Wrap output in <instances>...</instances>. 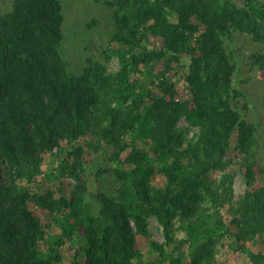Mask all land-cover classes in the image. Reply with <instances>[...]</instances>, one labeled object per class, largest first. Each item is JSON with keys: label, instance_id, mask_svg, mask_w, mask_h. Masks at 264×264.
<instances>
[{"label": "trees", "instance_id": "trees-1", "mask_svg": "<svg viewBox=\"0 0 264 264\" xmlns=\"http://www.w3.org/2000/svg\"><path fill=\"white\" fill-rule=\"evenodd\" d=\"M90 1L111 11L105 60L116 58V73L105 74L100 64L80 76L68 72L60 0H14L0 17V264H62L65 243L75 249L68 264H159L142 258L135 235H146L155 217L169 249L179 215L193 217L181 227L200 258L195 264L225 235L251 264H264V254L246 250L239 227L230 233L192 202L197 186L211 189L202 177L227 166L235 136L247 188L240 215L262 238L264 186L253 189L249 161L254 131L232 108L234 68L224 43L234 33L264 31V1L244 0L243 8L234 0ZM149 38L161 47H146ZM175 65L184 70V100L169 75ZM181 119L198 128L191 140L176 130ZM88 134L111 149L114 163L93 178L109 171L118 185L116 196H95L98 212L85 195L94 160L79 140ZM49 157L56 166L43 168ZM156 176L161 188L151 185ZM30 203L49 212L58 233L46 234Z\"/></svg>", "mask_w": 264, "mask_h": 264}, {"label": "rangeland", "instance_id": "rangeland-1", "mask_svg": "<svg viewBox=\"0 0 264 264\" xmlns=\"http://www.w3.org/2000/svg\"><path fill=\"white\" fill-rule=\"evenodd\" d=\"M13 1L0 0V17L10 12ZM233 3L238 8H243L244 0H234ZM60 4L64 33L61 52L68 62V72L71 75L80 76L83 70L94 64H100L105 74L116 73L119 69L116 58L111 57L107 62L105 60L109 38L113 31L110 9L104 4H94L90 0H60ZM161 44L153 38L145 42L148 48L157 45L159 48ZM224 44L234 68L231 105L240 119L254 131L255 144L249 161L254 173L253 189L261 188L264 186V31L256 29L251 34L234 33L226 38ZM181 68L180 65H175L174 70L169 73L176 86L178 100L187 98V91L182 80L184 70ZM161 70V65H158L156 72ZM176 130L181 131L185 141L191 140L198 133V128L188 125L184 119L178 122ZM79 141L85 146L86 153L94 160L93 166L87 167L90 175L87 174L85 178L87 182L85 195L87 201L98 212L100 204L95 196L99 193L116 196L118 189L109 171L101 175L99 180L93 178L97 175L98 169L114 166V163L109 160L111 149L102 142L94 141L91 134ZM90 142L94 143L92 148L87 147ZM139 146L143 145L139 144ZM234 146L235 136L232 139V149L223 158L227 166L222 170L210 171L202 177L201 180H204L211 189L197 186L192 192V202L197 210L214 212L216 220L225 223L230 233L236 232V228L239 227L240 234L248 240L244 246L248 252L264 254V233L261 238V230L257 227H253L254 230H252L250 222L247 223L240 215V204L247 190L244 179L245 164L243 157L235 151ZM129 152L130 149L122 154L119 166L124 164ZM54 160L47 158L43 168L50 169L56 166ZM35 185H29L32 187V192H35L34 188L41 190L38 188L40 185ZM151 185L153 188H161L164 182L161 177L156 176ZM68 187L69 185L66 189L70 191L71 187ZM51 190L54 193L57 192L55 187ZM29 205L41 224L49 227L45 230L47 235L59 232L57 228L52 227L50 223L52 218L48 211L42 210L34 203ZM188 219H193V217L179 215L173 221L170 228L173 242L168 249L165 246L164 231L157 219L148 218L147 234L135 235L136 250L146 261L156 260L159 264H173V261L181 258L184 264H195L200 258L197 259L196 251L192 253L188 250L186 234L181 227ZM233 223L235 227L231 226ZM234 239L235 237L228 235L216 238L212 245L203 250L207 256L200 260V264H251L247 256L237 251L232 245ZM74 250L72 244L65 243L61 249L62 264H68L73 260Z\"/></svg>", "mask_w": 264, "mask_h": 264}]
</instances>
